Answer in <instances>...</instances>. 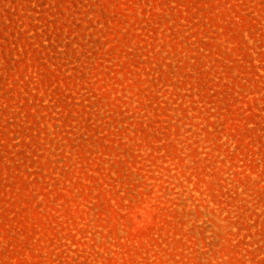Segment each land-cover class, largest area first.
I'll return each mask as SVG.
<instances>
[{
    "label": "rangeland",
    "instance_id": "374dc122",
    "mask_svg": "<svg viewBox=\"0 0 264 264\" xmlns=\"http://www.w3.org/2000/svg\"><path fill=\"white\" fill-rule=\"evenodd\" d=\"M0 264H264V0H0Z\"/></svg>",
    "mask_w": 264,
    "mask_h": 264
}]
</instances>
